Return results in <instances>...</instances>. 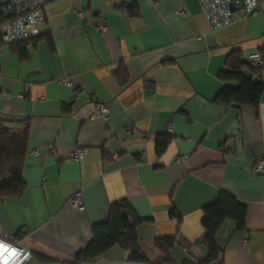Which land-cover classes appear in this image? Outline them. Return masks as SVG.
<instances>
[{
	"label": "crops",
	"instance_id": "1",
	"mask_svg": "<svg viewBox=\"0 0 264 264\" xmlns=\"http://www.w3.org/2000/svg\"><path fill=\"white\" fill-rule=\"evenodd\" d=\"M46 1L39 38L0 52V113L23 121L12 132L29 126L25 193L0 199V232L26 233L22 264L73 261L122 199L146 219L137 232L150 262L163 257L156 238L170 236L173 264L202 261L203 207L221 192L248 207L245 229L226 219L217 233L224 264H264V172L253 162L264 159V101L256 110L215 100L231 53H259L264 79V0L218 30L199 0ZM77 192L83 209L71 202ZM82 264L146 263L115 246Z\"/></svg>",
	"mask_w": 264,
	"mask_h": 264
},
{
	"label": "trees",
	"instance_id": "2",
	"mask_svg": "<svg viewBox=\"0 0 264 264\" xmlns=\"http://www.w3.org/2000/svg\"><path fill=\"white\" fill-rule=\"evenodd\" d=\"M131 13L138 15L135 5L130 6ZM6 21L0 9V28ZM18 41L12 44L23 43L32 39ZM0 43L2 34L0 29ZM260 67L253 66L249 61H243L239 53H231L225 62V68L220 72V78L226 83L216 97V102L225 106L241 107L250 105L256 110L264 101V79L260 75ZM229 83V84H228ZM230 83H236L231 85ZM23 122L22 120L0 113V199L14 198L20 200L26 190L27 182L23 176L25 159L29 151V126L26 124L19 132H12V126ZM169 136L157 138L156 150L162 153ZM248 207L236 197L221 192L217 199L203 207L202 224L205 228V237L202 240L206 248V256L196 263L185 260L182 264H224V249L217 243V233L226 219L236 222L239 229L246 228ZM172 216H181L170 210ZM128 199L111 203L109 214L105 221L94 223L91 226L92 237L87 245L75 254L71 262L63 264H82L93 261L115 246L129 252V260L146 264H173L170 250L176 242L175 236L158 237L155 246L161 251L163 257L152 263L140 246L138 226L145 222ZM23 230L15 233L17 240L25 236ZM41 260H49L38 256Z\"/></svg>",
	"mask_w": 264,
	"mask_h": 264
},
{
	"label": "built area",
	"instance_id": "3",
	"mask_svg": "<svg viewBox=\"0 0 264 264\" xmlns=\"http://www.w3.org/2000/svg\"><path fill=\"white\" fill-rule=\"evenodd\" d=\"M205 17L214 30L231 25L235 20V12L242 14L253 13L259 0H199ZM46 0H0V9L6 21L1 25L2 43H0V52L5 45L18 41L40 36L44 32L46 16L44 8ZM233 3L235 10H232L230 4ZM183 15V12H179ZM105 23H100L99 29L104 32L107 30ZM249 62L257 67L263 66V59L259 53H253L248 57ZM60 84L70 85L66 79H61ZM97 114L107 119L109 109L106 105L98 106ZM172 126H169L171 129ZM37 153V151H35ZM72 157L82 160L84 149L76 148L72 152ZM255 171L264 172V159H253ZM71 202L79 209H83V201L80 192L75 193ZM0 241L5 245L18 250L17 255L9 260V264H22L29 251L21 245V242L15 238V232L6 230L0 232ZM8 256L7 252L3 253Z\"/></svg>",
	"mask_w": 264,
	"mask_h": 264
},
{
	"label": "clouds",
	"instance_id": "4",
	"mask_svg": "<svg viewBox=\"0 0 264 264\" xmlns=\"http://www.w3.org/2000/svg\"><path fill=\"white\" fill-rule=\"evenodd\" d=\"M7 252L8 256H4L3 253ZM18 250L15 248H12L9 245H5L2 241H0V264H9V260L12 257H15L17 255ZM30 256V253L26 255L25 258Z\"/></svg>",
	"mask_w": 264,
	"mask_h": 264
},
{
	"label": "water",
	"instance_id": "5",
	"mask_svg": "<svg viewBox=\"0 0 264 264\" xmlns=\"http://www.w3.org/2000/svg\"><path fill=\"white\" fill-rule=\"evenodd\" d=\"M230 7H231L232 10H235V7H234L233 3L230 4Z\"/></svg>",
	"mask_w": 264,
	"mask_h": 264
}]
</instances>
